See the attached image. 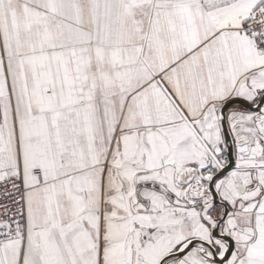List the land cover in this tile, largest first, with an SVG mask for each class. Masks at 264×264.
Returning a JSON list of instances; mask_svg holds the SVG:
<instances>
[{
    "label": "snow or ice",
    "instance_id": "snow-or-ice-1",
    "mask_svg": "<svg viewBox=\"0 0 264 264\" xmlns=\"http://www.w3.org/2000/svg\"><path fill=\"white\" fill-rule=\"evenodd\" d=\"M0 264H264V0H0Z\"/></svg>",
    "mask_w": 264,
    "mask_h": 264
}]
</instances>
